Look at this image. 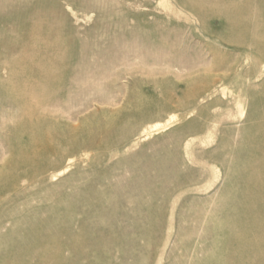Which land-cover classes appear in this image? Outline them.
<instances>
[{
    "label": "rangeland",
    "instance_id": "obj_1",
    "mask_svg": "<svg viewBox=\"0 0 264 264\" xmlns=\"http://www.w3.org/2000/svg\"><path fill=\"white\" fill-rule=\"evenodd\" d=\"M159 1L0 0V264H264V0ZM57 51L101 92L8 130Z\"/></svg>",
    "mask_w": 264,
    "mask_h": 264
},
{
    "label": "bare ground",
    "instance_id": "obj_2",
    "mask_svg": "<svg viewBox=\"0 0 264 264\" xmlns=\"http://www.w3.org/2000/svg\"><path fill=\"white\" fill-rule=\"evenodd\" d=\"M40 2H41V5L48 6V7H50V9L51 8L52 9H59L60 6H63V8H65V9H69L71 7V5L73 4V2H75V0H40ZM97 2H98V0H97ZM159 2L162 3V5H165L167 7L171 6V4H172L169 0H160ZM175 3L181 5L182 7L186 8L190 11L195 9L192 2H189L188 0H175ZM92 6L90 4L86 8L83 7L84 11H86L87 13L93 11L94 9H92L93 8ZM191 7L193 9H191ZM52 9L50 10V12H48V15H46L50 19L53 18L52 14L56 13V10H52ZM166 11H168V10H166ZM169 12H171V11H169ZM180 14H181V12H180ZM198 14H199V18L202 20L203 19L202 13H198ZM52 46L54 47L55 44H53ZM127 47L129 48V50L136 48V47L132 48V45L130 43L127 45ZM135 50H136L135 52H138V53L140 52V55H141L140 63H145L146 61H148V59H151L153 62L164 61L165 63H169L172 60L168 56V54L167 55L152 54L151 57L148 58V56L150 55L149 53H147L144 50L139 49V48H136ZM63 61H67V56H66V53H64L62 51H57L54 54V58H51L50 55H47V59L45 61L44 67H42L45 72L44 73L40 72L41 75L38 76L39 77L38 82L41 84V86L44 85V87L48 88V90L46 91L47 93L44 94V96L41 98L42 100H40V101L37 100L36 102L33 103L32 100L29 99V100H26L25 104L22 103V105H19L18 106L19 108L23 107V109H26V108L28 109L26 111L27 114H25V116L24 115H18V114L13 116L11 118L12 123L7 125L8 130L16 131L17 129H19L20 127L23 126L22 124L24 123V120H27L28 123H31V124H34L35 122H38V123L42 122V123H48V124H51V123L60 124L61 119L64 118V116H63L64 110L59 105L60 103H59V101H57L58 97L56 95L60 91V86L65 84V83H66V85H69V86L75 85L76 88H80V91H83V90H87L89 92L95 91L94 93L97 92V94L101 92L100 89L96 87V84L98 83L99 80L103 81V78L106 77L105 73L102 74L101 72H99L100 73L99 77H95V76L93 77V76H89L87 74L85 75L83 72L78 77L76 68L73 69L72 73H67L64 71V66L62 65ZM181 63H183V62H181ZM77 64L78 65L76 67L79 69L81 65L79 63H77ZM90 74H92V72ZM108 76L110 77V75H108ZM109 77L107 79H109ZM105 82H106V80H105ZM101 84H103V83H101ZM101 84H98V85H101ZM67 95H68L67 100L68 99L69 100L74 99V97H75V93L69 92V93H67ZM94 97H95V94H94ZM101 100H103V99L101 98ZM237 102H238V100H237ZM238 104H236V105H238ZM26 105H28V107H26ZM85 107H87V106H85ZM75 109H77V108H75ZM73 112H75V110H73ZM241 115H239V116H241ZM173 118H174L173 115L170 116L166 120L165 125H167L172 120H174ZM2 124H3V120H0V126ZM161 125L162 124H155L154 126H149V127L147 126V128H145L143 132L146 133L147 130L150 128L157 129ZM63 138L64 137L61 136L60 141H62ZM55 152H56V155H61L62 149H57ZM65 169H66V167H63V168L59 169L58 171L62 172ZM66 171H67V169H66ZM217 174H219V173H217Z\"/></svg>",
    "mask_w": 264,
    "mask_h": 264
}]
</instances>
